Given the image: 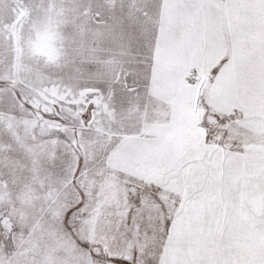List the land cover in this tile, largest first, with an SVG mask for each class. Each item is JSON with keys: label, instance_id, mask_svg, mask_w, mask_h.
I'll return each instance as SVG.
<instances>
[{"label": "rangeland", "instance_id": "obj_1", "mask_svg": "<svg viewBox=\"0 0 264 264\" xmlns=\"http://www.w3.org/2000/svg\"><path fill=\"white\" fill-rule=\"evenodd\" d=\"M0 264H264V0H0Z\"/></svg>", "mask_w": 264, "mask_h": 264}, {"label": "water", "instance_id": "obj_2", "mask_svg": "<svg viewBox=\"0 0 264 264\" xmlns=\"http://www.w3.org/2000/svg\"><path fill=\"white\" fill-rule=\"evenodd\" d=\"M198 96H199V92H197L196 98H198Z\"/></svg>", "mask_w": 264, "mask_h": 264}]
</instances>
